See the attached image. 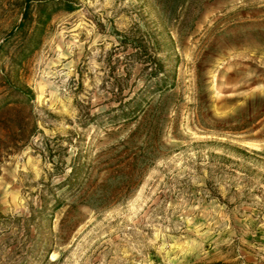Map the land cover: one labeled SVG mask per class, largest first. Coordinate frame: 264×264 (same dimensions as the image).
<instances>
[{"label":"rangeland","instance_id":"1","mask_svg":"<svg viewBox=\"0 0 264 264\" xmlns=\"http://www.w3.org/2000/svg\"><path fill=\"white\" fill-rule=\"evenodd\" d=\"M0 264H264V0H0Z\"/></svg>","mask_w":264,"mask_h":264},{"label":"bare ground","instance_id":"2","mask_svg":"<svg viewBox=\"0 0 264 264\" xmlns=\"http://www.w3.org/2000/svg\"><path fill=\"white\" fill-rule=\"evenodd\" d=\"M52 258H53V253L50 254V259H52Z\"/></svg>","mask_w":264,"mask_h":264},{"label":"trees","instance_id":"3","mask_svg":"<svg viewBox=\"0 0 264 264\" xmlns=\"http://www.w3.org/2000/svg\"><path fill=\"white\" fill-rule=\"evenodd\" d=\"M23 15H25V12L23 13Z\"/></svg>","mask_w":264,"mask_h":264}]
</instances>
